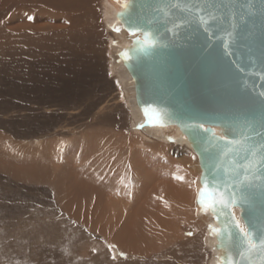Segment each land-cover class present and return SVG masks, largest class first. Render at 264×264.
<instances>
[{
	"label": "rangeland",
	"instance_id": "374dc122",
	"mask_svg": "<svg viewBox=\"0 0 264 264\" xmlns=\"http://www.w3.org/2000/svg\"><path fill=\"white\" fill-rule=\"evenodd\" d=\"M63 2L0 0V264H209L195 154L144 135L97 2Z\"/></svg>",
	"mask_w": 264,
	"mask_h": 264
},
{
	"label": "water",
	"instance_id": "95a60500",
	"mask_svg": "<svg viewBox=\"0 0 264 264\" xmlns=\"http://www.w3.org/2000/svg\"><path fill=\"white\" fill-rule=\"evenodd\" d=\"M115 17L131 37L119 57L140 115L154 109V127L174 126L185 137L197 157L201 188L206 176L218 184L235 177L237 204L207 212L222 230L213 233L217 264L229 258L264 264V205L256 195L264 185V0H126ZM130 28L139 30L132 36ZM144 32L158 43L137 51L134 41H143ZM126 51L128 60L121 55ZM197 124L225 139L213 143ZM227 139L240 144L225 147ZM244 193L248 203L241 201ZM233 209L255 247L240 243Z\"/></svg>",
	"mask_w": 264,
	"mask_h": 264
},
{
	"label": "bare ground",
	"instance_id": "6f19581e",
	"mask_svg": "<svg viewBox=\"0 0 264 264\" xmlns=\"http://www.w3.org/2000/svg\"><path fill=\"white\" fill-rule=\"evenodd\" d=\"M63 1H64L63 2L64 10L71 11V12L67 13L68 16H71V14H73V12H77L79 9L82 8V7L79 8L81 0H63ZM82 1H84L83 5H85V7L87 8L88 11L91 8V5L97 2V6L99 8L101 21H102V28H103V31L105 32V34L107 35L108 42L110 44V46L108 47L109 51H112V58L117 60V61H119V59H120V57H119L120 50H121L122 47H124L125 45H128L130 43L131 37L127 36L125 31L122 29L121 24H119L117 22L116 17H115V11L119 10L120 7H121V4H123L126 0H82ZM59 2H61V0H11L12 7L14 9V12H13L14 14L12 16V19L13 20H15V19L19 20V18L21 17V15L23 13H25L27 10L35 8V7H39L40 12L44 11V9H46L48 7H51V8L54 7L52 9H55V7L59 8V6L57 7V5H61V4H59ZM72 8H74V9L72 10ZM61 9H63V8H61ZM88 14L90 16V13H87V15ZM64 16H66V15H64ZM89 16H88V18H89ZM91 18H92V16H91ZM73 21H74V19H73ZM21 24H22L21 28H25L26 27V23L25 22H22ZM113 28H120V31L118 33L114 32ZM117 74H118V76L120 75L118 77L119 80H123L124 84L128 85L125 88H126V90H128V94H129L131 92V91H129V89L132 87V85L130 86V82L128 80L129 78L126 76L127 74L125 73L121 62H118ZM132 91H133V87H132ZM129 98L132 99L131 95L129 96ZM131 106H132V115H133L134 120L136 121V123H138L139 125H144L143 127H140L141 131L144 133V135L146 134L149 137H153L154 139H159V140H162V141H165V142L170 141V142H172L174 144H176V143L179 144V145L182 144L186 148H189V146H188V144H187V142L185 140V137L180 134V132L178 131V129L176 127H174V126L154 127L147 121L146 118H144V117H142L140 115V113L137 110L136 105H135L134 102H132ZM144 137H146V136H144ZM196 163L198 165L197 157H196ZM198 170H199V172H198V176H199V174H200L199 166H198ZM124 178H125V176H124ZM169 179H171V178H169ZM119 184H120V182H119ZM127 184H131V183L127 182ZM168 184H170V183L168 182ZM159 188L160 187H158V189ZM200 189H201V187H200V185L198 183V180H197L195 192L193 191L194 201L197 200L198 192H199ZM162 190H163V188H162ZM129 192H130V188L128 190V193ZM144 192H146V191H144ZM163 192H164V190H163ZM165 198H164V200H165ZM166 199L168 200V198H166ZM141 201H142V198H141ZM164 202H166V201H164ZM167 205H169V204H167ZM197 207H198V212L196 214L197 217H198L197 219H198L199 222H201L208 229L207 230L208 239H207V243H206L207 244L206 249L209 250V252H210L209 264H217V253L213 250V244H214L213 232L210 230V227H209V226H211L212 228H214V225L212 224V220H211L210 216L208 215V213L205 214V212L202 210V208L200 207L199 204L197 205ZM233 213L236 216V218L238 219V221L240 222L238 209H233ZM240 224L242 225L241 222H240ZM130 235H132V238L139 239L140 236H141V232L138 233V235H134V234H130Z\"/></svg>",
	"mask_w": 264,
	"mask_h": 264
},
{
	"label": "snow or ice",
	"instance_id": "6c2138e0",
	"mask_svg": "<svg viewBox=\"0 0 264 264\" xmlns=\"http://www.w3.org/2000/svg\"><path fill=\"white\" fill-rule=\"evenodd\" d=\"M124 6L127 7V4L125 3ZM121 15L123 16V13H121ZM28 19L31 20L32 17H29ZM173 27L178 28L180 27V25H174ZM138 30L139 29L130 28L129 35L134 36ZM113 31L118 33L120 31V28H113ZM169 31H173V29L170 28ZM157 43L158 40L153 38L149 32H144L143 41L141 40L134 41V44L137 46L136 47L137 51H146L149 48H154L156 47ZM121 55L125 60L130 59L129 53L127 51L121 53ZM144 116L147 120H149L152 126H157L159 115L158 113H156L154 109L145 108ZM143 126L144 125H140V127ZM196 127L201 129L203 132L207 133L208 137L215 138L212 140L213 143H215L216 140L225 139L224 137L216 138V133L212 131L210 128H205L203 124H197ZM245 139H247V137H245ZM231 144H240V141L233 139H227L225 141V147ZM225 155H227V153H225ZM175 178L181 181L183 180V177H175ZM245 179H247V177H245ZM235 182H236L235 177H228L219 184L217 183L215 177L212 179L211 182L209 181L207 176L204 178L203 187L198 192L197 202L202 208V210L205 212V214H207L208 211H212L214 214H216L217 206L220 207L221 212H227L231 208V206L237 204L236 190L232 187V185ZM210 183L212 186H210ZM256 195H258L261 204L264 205V185L259 186ZM241 201L244 203H248L247 193L242 194ZM217 219H219L218 216ZM230 219L232 220L233 226L238 230L239 236L241 237L240 243L241 244L247 243L249 248L255 247V243L250 238L251 236L250 232L246 230V228L243 225H241L239 221L235 220L234 215H231ZM209 227L210 230L215 234H220L222 231L221 229L212 228L211 226ZM229 235H231V233H229ZM261 243L264 244V241H262ZM227 264H232L230 258L228 259Z\"/></svg>",
	"mask_w": 264,
	"mask_h": 264
}]
</instances>
